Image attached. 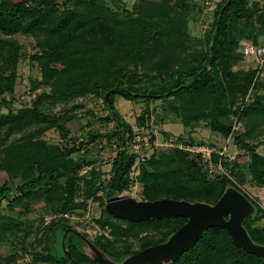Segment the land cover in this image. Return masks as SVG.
I'll use <instances>...</instances> for the list:
<instances>
[{
	"label": "trees",
	"instance_id": "obj_1",
	"mask_svg": "<svg viewBox=\"0 0 264 264\" xmlns=\"http://www.w3.org/2000/svg\"><path fill=\"white\" fill-rule=\"evenodd\" d=\"M198 9L192 0H138L124 10H114L106 0H0V170L9 176L0 183V243L24 232L26 222L16 217L17 209L28 211L43 203L50 214L62 213L34 240L15 246L13 255L0 254V264H22L18 259L21 249L32 250L37 260L48 264H69L62 241L72 225L63 214L86 207L91 198L103 204L97 223L109 230L93 242L118 262L167 241L187 222L185 217L142 222L117 218L108 212L104 199L130 187L134 182L130 172L139 157L129 146L136 132L117 108V97L143 100L147 114L152 103H161L158 113L163 115L170 106L187 126L205 121L224 136L233 130L232 107L245 98L257 74L254 69L233 68L241 41L246 44L248 39L238 23L246 20L250 25L254 20L264 26V11L258 14L261 8L249 6V0H221L213 25L203 37L205 48L193 51L189 23ZM18 32L34 39L38 51L30 59L41 77L32 80L33 95L16 111L11 108L15 98L8 95L14 96L19 78L22 47L13 37ZM89 97L104 99L109 110L106 121L116 126L107 133L92 131L87 140L73 142L70 123L75 112L85 107L78 101ZM58 105L63 107L55 113ZM5 107H10L7 112ZM240 116L246 131L237 137L238 144L251 151L250 175L264 186V155L247 142L264 126V95L247 103ZM145 120L142 114L139 123L144 125ZM50 129L59 130L62 145L43 138ZM114 140L118 152L105 187L96 170L80 178L86 155ZM163 147L145 148V159L138 165L136 181L143 184L144 199L215 204L230 186L248 196L232 180L240 165L236 159L229 162L223 157L229 175L211 179L200 158H190L184 149ZM81 152L78 159L75 155ZM219 158L214 154L215 161ZM101 189L104 197L97 196ZM251 200L257 212L247 216L245 227L256 243L264 245V226L258 225L264 210ZM57 228L62 232L60 251L53 244ZM133 240L139 241L140 250H133ZM83 245L75 233L68 234L66 247L74 264H99L83 251ZM168 264H264V259L237 246L226 229L211 227Z\"/></svg>",
	"mask_w": 264,
	"mask_h": 264
},
{
	"label": "rangeland",
	"instance_id": "obj_2",
	"mask_svg": "<svg viewBox=\"0 0 264 264\" xmlns=\"http://www.w3.org/2000/svg\"><path fill=\"white\" fill-rule=\"evenodd\" d=\"M137 1L138 0H106L108 6L114 10H124L127 8L131 9L134 4L137 3ZM152 1L159 2L160 0ZM192 2L198 5L199 8L195 11V16L189 23V32L193 38L191 41V48L193 51H197L205 48L202 44L203 37L213 25L216 10L221 0H192ZM249 6L260 7L261 11L258 13L260 14L262 11H264V0H249ZM238 26L239 28L246 30L248 39H245L246 44L243 42L244 40L241 41L240 47L237 49L239 56L233 68L236 71H248L250 69H254L256 70L257 74L254 80L255 85H252L245 98H242L236 105L232 107L231 119L233 130L230 135L224 136L222 133L213 130L205 121H200L196 124L193 122L192 125L187 126L183 123L181 118L178 117L175 112H173L170 106H166L168 112L165 115L158 113V111L163 108L161 107L162 105L160 102L152 103L149 106L150 112L148 114L145 113L147 104L143 100L127 101L122 97H117L116 105L121 114L125 117V120L131 124L134 132L142 137V139L137 144H140L142 151L145 149V147H149L147 144V138L151 139V142L156 140L157 143H162L167 135L183 136L182 138L186 141H188L190 138L192 141L190 143L192 145H195L196 143H209L216 145L219 148L226 145L228 148V154L236 157V160L240 163L239 167H236L237 169L235 170V174L232 175V180L247 193L249 196L247 197L250 200L253 199L257 204H262V206H264V186H260L255 183L250 175L249 164L252 153L250 150H247L246 148H243L241 145H239L237 141V137L244 134L246 131L245 123L240 116L242 108L247 103L252 102L258 97L264 95V66L261 67L257 58L246 52L249 46L264 45V26L259 25L254 20H252L250 25L246 23V20H242L238 23ZM13 37L18 40L22 47V58L18 69L19 78L16 86V92L14 96L8 95V98L10 99L13 97L15 98V103L11 105V108L17 111L26 104L25 100H28V98L33 95L31 93L32 80L40 78L41 75L38 67L30 59V57L38 51L34 39L23 32H18L14 34ZM78 102L83 103L85 107L75 112L76 117L70 123L71 133L69 134V138L71 141L79 142L87 140L88 134L92 131L98 130L101 133H107L115 128L116 125L114 122L106 121V118L109 116V110L103 98H81ZM62 107L63 105H58L53 109V111L58 113ZM9 108L10 107H5L3 108V111L7 112ZM235 110L238 111V113H235ZM142 114H145L146 119L144 125L139 123V117ZM17 136L20 137L21 134ZM43 138L56 146L62 145V141L64 139L62 134L57 129L48 130L45 135H43ZM247 140V142H249L254 147L253 149H255V151L264 155V126H261L256 131H254V133H252V135L249 136ZM115 142V140L109 144L104 142L102 144L103 146L99 145V147H96L94 151L86 155V163L79 170V177L82 178L90 171L96 170L101 173V182L105 187L113 175L112 168L115 158ZM186 143L190 144L189 142ZM130 147H132V145ZM161 147L165 148L163 145ZM187 152L190 153V158H199L195 152L189 150ZM82 154L84 153L81 152L75 156L79 159ZM89 161L91 162L89 163ZM8 180L9 176L7 172L0 170V183H4ZM15 182L18 183L19 179H16ZM9 186H11L15 191L13 182H11ZM138 186L141 190H143V184L139 183ZM141 190L137 193L138 196H136V198L139 200H146L144 199ZM124 191L115 193L110 199L115 198L116 194H121ZM97 196L104 197V189H101ZM110 199H104L105 207L106 203ZM86 204V207L77 209V211L66 212L63 214V216L69 219L73 229L83 233L84 235L86 234L85 236L87 238L94 241L101 234H109V230L104 229L97 223V220L101 217L102 210L104 208L101 201L91 198L87 200ZM42 205L43 203H39L33 208L31 207V209L28 211H22L20 209L16 210V217L26 222V228L21 235L17 237L13 236L11 239L1 242L0 254L7 256L13 255L15 252V246L20 247V244H22L24 241L30 242L34 240V238L37 236V233L42 234V232H44L45 227L53 218H60L62 213L50 214L49 210L44 208ZM66 214H69V216H66ZM258 225L264 226V216L260 218ZM29 231H31V234L27 237L26 233ZM149 235L153 236L154 233H150ZM54 237L55 239H53V244L55 245V248L60 251L62 232L59 230V228L55 230ZM133 244V250L141 249L138 240H133ZM82 249L85 251V253H87L85 245H83ZM40 251L41 250H39V252ZM18 254V259L22 264H48L37 260L35 258V253L32 250L24 251L21 249Z\"/></svg>",
	"mask_w": 264,
	"mask_h": 264
},
{
	"label": "water",
	"instance_id": "obj_3",
	"mask_svg": "<svg viewBox=\"0 0 264 264\" xmlns=\"http://www.w3.org/2000/svg\"><path fill=\"white\" fill-rule=\"evenodd\" d=\"M106 209L117 218L134 222L173 217H185L188 220L167 241L144 248L127 256L121 262L110 258L83 233L73 228L68 229L62 242L65 253L70 259L69 264H74V258L66 247V239L70 232L83 240L87 254L99 264H168L178 260L192 248L211 227L226 229L237 246L264 259V245L256 243L245 227L247 216L255 215L257 208L234 186L228 187L215 204L173 198L139 200L136 197L126 196L110 199L106 203Z\"/></svg>",
	"mask_w": 264,
	"mask_h": 264
},
{
	"label": "built area",
	"instance_id": "obj_4",
	"mask_svg": "<svg viewBox=\"0 0 264 264\" xmlns=\"http://www.w3.org/2000/svg\"><path fill=\"white\" fill-rule=\"evenodd\" d=\"M247 53L251 54L255 58H257L259 64L261 67L264 66V45H258V46H249L247 48ZM142 139L137 133L133 136V138L130 140V146L132 145L131 150L137 154H139V157L137 158L136 163L134 164L130 176L135 181L133 182L128 189H126L121 194H116L115 198L119 197H126L127 195H132V197L138 196V192L141 190L139 188V183L136 181L137 176L140 173L139 163L140 160L145 159V153L144 150L142 151L139 141ZM147 144L148 146H155L157 149H159L160 146H172L177 147L184 150H189L192 152H195L198 157L201 159L202 163L205 166V170L207 171L209 177L211 179L217 178L221 174H227L229 175L228 170L223 164V157H227V160L229 162H233L236 157L231 156L228 154V148L225 145L224 147H217L216 145H212L209 143H196L195 145L187 144L184 139H180L178 136H169L166 137L162 143H157L156 140L151 142V139L147 138ZM150 144V145H149ZM115 149V155H117L118 147L117 144H114ZM147 148V147H145ZM227 153V154H226ZM214 154H219L220 158L218 161H215ZM137 191V192H136ZM142 191V190H141ZM126 195V196H125ZM262 206V204H260ZM264 208V206H262ZM66 216H69V214H66Z\"/></svg>",
	"mask_w": 264,
	"mask_h": 264
}]
</instances>
